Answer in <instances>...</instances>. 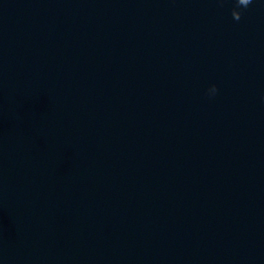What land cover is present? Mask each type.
Here are the masks:
<instances>
[{"label": "water", "instance_id": "95a60500", "mask_svg": "<svg viewBox=\"0 0 264 264\" xmlns=\"http://www.w3.org/2000/svg\"><path fill=\"white\" fill-rule=\"evenodd\" d=\"M233 7L0 0V264H264V0Z\"/></svg>", "mask_w": 264, "mask_h": 264}, {"label": "clouds", "instance_id": "9594fccd", "mask_svg": "<svg viewBox=\"0 0 264 264\" xmlns=\"http://www.w3.org/2000/svg\"><path fill=\"white\" fill-rule=\"evenodd\" d=\"M254 0H233L234 7L231 10V15L235 21H239L242 16V10L247 9ZM219 89L216 84H211L206 90V95L209 98L214 97L218 93Z\"/></svg>", "mask_w": 264, "mask_h": 264}]
</instances>
